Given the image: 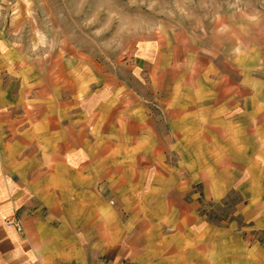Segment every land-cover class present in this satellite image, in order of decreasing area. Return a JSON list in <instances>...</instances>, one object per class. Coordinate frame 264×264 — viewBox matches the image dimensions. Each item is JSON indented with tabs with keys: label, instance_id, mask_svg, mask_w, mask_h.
<instances>
[{
	"label": "crops",
	"instance_id": "1",
	"mask_svg": "<svg viewBox=\"0 0 264 264\" xmlns=\"http://www.w3.org/2000/svg\"><path fill=\"white\" fill-rule=\"evenodd\" d=\"M77 67L31 57L0 34V264H264L254 127L246 149L230 139L224 151L211 139L219 126L207 135L173 120L164 140L126 81L90 92ZM185 103L176 111L170 95L168 114L198 113ZM229 157L239 167L224 166ZM194 179L214 201L229 195L223 179L239 182L242 217L200 215Z\"/></svg>",
	"mask_w": 264,
	"mask_h": 264
},
{
	"label": "rangeland",
	"instance_id": "2",
	"mask_svg": "<svg viewBox=\"0 0 264 264\" xmlns=\"http://www.w3.org/2000/svg\"><path fill=\"white\" fill-rule=\"evenodd\" d=\"M0 34L31 57L77 64L90 92L126 81L164 140L173 120L207 126V135L219 126L211 139L224 151L230 139L246 149L253 126L254 149H264V0H0ZM170 95L176 111L191 101L198 113L170 116ZM228 160L224 166L239 167ZM202 182L192 184L200 215L242 217L248 199L239 182L223 179L229 195L221 201L206 199Z\"/></svg>",
	"mask_w": 264,
	"mask_h": 264
},
{
	"label": "built area",
	"instance_id": "3",
	"mask_svg": "<svg viewBox=\"0 0 264 264\" xmlns=\"http://www.w3.org/2000/svg\"><path fill=\"white\" fill-rule=\"evenodd\" d=\"M10 223L14 224H20V220L17 217H14L13 219H8Z\"/></svg>",
	"mask_w": 264,
	"mask_h": 264
}]
</instances>
